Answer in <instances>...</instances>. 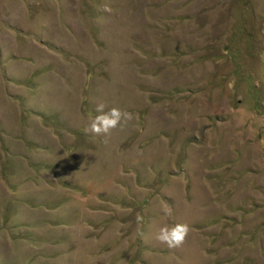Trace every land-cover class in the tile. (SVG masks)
Masks as SVG:
<instances>
[{"label":"rangeland","instance_id":"1","mask_svg":"<svg viewBox=\"0 0 264 264\" xmlns=\"http://www.w3.org/2000/svg\"><path fill=\"white\" fill-rule=\"evenodd\" d=\"M0 264H264V0H0Z\"/></svg>","mask_w":264,"mask_h":264},{"label":"clouds","instance_id":"2","mask_svg":"<svg viewBox=\"0 0 264 264\" xmlns=\"http://www.w3.org/2000/svg\"><path fill=\"white\" fill-rule=\"evenodd\" d=\"M106 105L99 103L95 106V112L97 115L91 121L89 127L85 129L86 132H90L94 136H108L111 132L117 129L118 126H122L123 123H127L132 120V114L122 111L117 107H112L105 111ZM166 214H170V209H165ZM190 226L187 223L176 224L172 227H162L156 239L166 245L168 248H179L185 242L187 235L190 232Z\"/></svg>","mask_w":264,"mask_h":264}]
</instances>
